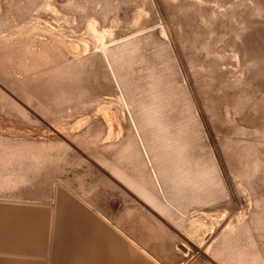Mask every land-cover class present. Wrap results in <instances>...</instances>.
<instances>
[{
  "label": "rangeland",
  "instance_id": "obj_1",
  "mask_svg": "<svg viewBox=\"0 0 264 264\" xmlns=\"http://www.w3.org/2000/svg\"><path fill=\"white\" fill-rule=\"evenodd\" d=\"M0 264H264V0H0Z\"/></svg>",
  "mask_w": 264,
  "mask_h": 264
},
{
  "label": "bare ground",
  "instance_id": "obj_2",
  "mask_svg": "<svg viewBox=\"0 0 264 264\" xmlns=\"http://www.w3.org/2000/svg\"><path fill=\"white\" fill-rule=\"evenodd\" d=\"M156 182V181H155Z\"/></svg>",
  "mask_w": 264,
  "mask_h": 264
}]
</instances>
